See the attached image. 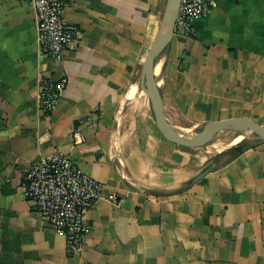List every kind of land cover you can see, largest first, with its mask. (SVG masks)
I'll use <instances>...</instances> for the list:
<instances>
[{"label":"crops","instance_id":"obj_1","mask_svg":"<svg viewBox=\"0 0 264 264\" xmlns=\"http://www.w3.org/2000/svg\"><path fill=\"white\" fill-rule=\"evenodd\" d=\"M64 1L85 36L57 59L39 50L29 0H0V264H264V142L208 162L152 123L140 143L123 120L167 0ZM160 56L172 127L264 125V0H219ZM48 76L68 84L44 114ZM54 147L103 184L77 255L25 195V170Z\"/></svg>","mask_w":264,"mask_h":264},{"label":"built area","instance_id":"obj_2","mask_svg":"<svg viewBox=\"0 0 264 264\" xmlns=\"http://www.w3.org/2000/svg\"><path fill=\"white\" fill-rule=\"evenodd\" d=\"M29 3L37 18L36 42L40 51L60 59L66 49L79 46L85 32L78 24L66 20L64 0H29ZM218 3L219 0H181L175 34L194 35L195 22L210 14ZM67 84L66 77L43 79L39 97L42 113L54 111ZM24 187L27 199L45 224L66 237L68 252L81 254L90 230L89 212L104 196L101 181L54 147L48 155L28 166ZM107 199L119 202L115 193L108 194Z\"/></svg>","mask_w":264,"mask_h":264},{"label":"water","instance_id":"obj_3","mask_svg":"<svg viewBox=\"0 0 264 264\" xmlns=\"http://www.w3.org/2000/svg\"><path fill=\"white\" fill-rule=\"evenodd\" d=\"M180 4L181 0H167L159 31L142 66L140 87L145 90L150 97L156 126L165 138L182 146L199 147L210 143L213 137L220 131L244 127L252 134L250 137L251 142L247 143L243 141L224 151L240 154L252 147L256 142H264V125L248 117H236L210 121L202 125L198 131H195L193 134H181L175 131L165 116L162 92L155 77V64L157 57L166 49L174 38L175 23ZM214 167L215 163L209 165L192 180V183L200 180Z\"/></svg>","mask_w":264,"mask_h":264},{"label":"bare ground","instance_id":"obj_4","mask_svg":"<svg viewBox=\"0 0 264 264\" xmlns=\"http://www.w3.org/2000/svg\"><path fill=\"white\" fill-rule=\"evenodd\" d=\"M161 74H162V59H161V56L159 55L156 59V64H155V77H156L157 84H159V81L161 80ZM129 104H131L130 107L134 109H139V110H142L144 108L146 109V107L148 108L150 106L152 107L149 95L147 94L145 90H143L140 87L138 81L135 84L131 85L128 90L125 105H129ZM177 124H174V125L176 126ZM174 129L175 131L181 134H193L194 133L193 127L183 128L182 126L180 128H174ZM251 136L252 134L244 127L223 130L217 133L213 137V139L209 143V147L213 151L221 153L239 144L240 142H243L244 140H246L247 138H250Z\"/></svg>","mask_w":264,"mask_h":264},{"label":"rangeland","instance_id":"obj_5","mask_svg":"<svg viewBox=\"0 0 264 264\" xmlns=\"http://www.w3.org/2000/svg\"><path fill=\"white\" fill-rule=\"evenodd\" d=\"M160 86V81H159ZM133 101V100H131ZM131 106V104H129ZM123 120L127 121V126L129 127L130 132H134V135L140 140V143L145 144L153 136L151 130V123L156 126L153 110H139L130 107L127 112L124 113ZM201 127V126H200ZM199 127V128H200ZM199 128H195V131H198ZM133 134V133H132ZM244 142H251L250 138L244 140ZM192 154L201 160H207L208 162L213 161L220 152H215L209 147V143L201 145L199 147H188Z\"/></svg>","mask_w":264,"mask_h":264}]
</instances>
